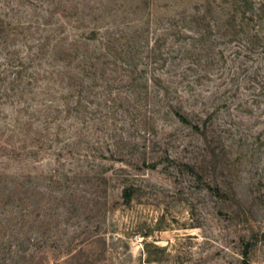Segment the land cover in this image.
<instances>
[{"label": "rangeland", "instance_id": "1", "mask_svg": "<svg viewBox=\"0 0 264 264\" xmlns=\"http://www.w3.org/2000/svg\"><path fill=\"white\" fill-rule=\"evenodd\" d=\"M204 8L0 0V264H264V56Z\"/></svg>", "mask_w": 264, "mask_h": 264}, {"label": "trees", "instance_id": "2", "mask_svg": "<svg viewBox=\"0 0 264 264\" xmlns=\"http://www.w3.org/2000/svg\"><path fill=\"white\" fill-rule=\"evenodd\" d=\"M205 8L196 11L193 15L192 21H206V19H212L214 23L213 27L219 29L224 28L225 33L232 32L235 36L244 35V39L246 41V49L250 52H254L255 50H261V54L264 56V0H203ZM210 28V25H207L206 29ZM232 30V31H231ZM234 30V31H233ZM95 34V31L92 33ZM111 49V48H110ZM64 55L72 56L69 51L63 50ZM78 52V51H77ZM77 52H74V57L77 58ZM62 54V53H61ZM81 61L80 67L87 66V60ZM264 59V58H263ZM13 64V62L11 63ZM28 63L24 62V65L18 63L15 71H13L14 80L11 84H15L16 81L20 80L26 82V86H30L31 83L30 78L31 75H28V68L26 67ZM18 70V71H17ZM29 78V79H28ZM175 116L179 119V121L185 125H191L192 121L185 116L180 111H175ZM195 129L199 130V126H193ZM155 168V165H152ZM188 170L191 173H195V170L188 166ZM213 191L218 195L222 196V192L220 188H213ZM136 189L134 186L125 187L122 191V199L124 203L129 205L133 197L135 195ZM249 248L250 245L247 244L245 248V252L243 253L244 260L242 264H251L249 261Z\"/></svg>", "mask_w": 264, "mask_h": 264}]
</instances>
